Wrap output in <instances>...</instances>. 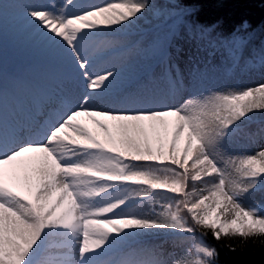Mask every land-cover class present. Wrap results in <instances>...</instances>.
I'll list each match as a JSON object with an SVG mask.
<instances>
[{
	"label": "snow or ice",
	"instance_id": "snow-or-ice-1",
	"mask_svg": "<svg viewBox=\"0 0 264 264\" xmlns=\"http://www.w3.org/2000/svg\"><path fill=\"white\" fill-rule=\"evenodd\" d=\"M20 4L30 34L84 91L52 95L40 81L14 78V90L30 93L35 116L9 132L0 128V264H217V250L202 239L208 231L217 241L264 238V210L241 202L264 187V150H231L249 114L264 111V84L211 90L158 110L96 109L92 103L121 75L114 66L99 69L115 47L104 30L134 23L148 0H110L78 14L68 12L73 0ZM189 59L194 85L201 69ZM160 75L175 90L185 86L171 61ZM155 78L145 75L143 90ZM145 237L188 247L176 257L167 240L129 246Z\"/></svg>",
	"mask_w": 264,
	"mask_h": 264
},
{
	"label": "trees",
	"instance_id": "trees-1",
	"mask_svg": "<svg viewBox=\"0 0 264 264\" xmlns=\"http://www.w3.org/2000/svg\"><path fill=\"white\" fill-rule=\"evenodd\" d=\"M148 4L144 11L152 16L162 14L161 23L141 33L137 29L126 32L123 25L115 26L119 29L115 32L104 30V39L113 42L115 47L100 57L99 67L105 64L100 60L104 61L108 55L125 54L139 58L148 65L163 62L167 57L168 43L177 38L178 33L184 32L187 36L195 37L218 57L216 68L210 67L204 74L201 73L200 77L208 84L204 93L264 84V0H148ZM245 23L246 28L242 27ZM202 28L207 29L203 34L200 31ZM27 63L36 72L45 67L41 63ZM31 78L41 80L37 73ZM261 128H264V117L246 118L243 131L232 142L231 150L235 154L259 151V142L264 139V135L260 134ZM241 202L245 207L264 210V187L250 191ZM201 231L204 230L198 229V239L201 238ZM202 239L207 246L217 250V264H264V238L254 237L244 241L238 236H222L217 241L208 231ZM164 241L137 238L129 241V246L156 245ZM167 243L176 257L181 256L188 247L186 244L175 246L171 238H167ZM229 245L235 247L236 251H229Z\"/></svg>",
	"mask_w": 264,
	"mask_h": 264
},
{
	"label": "rangeland",
	"instance_id": "rangeland-1",
	"mask_svg": "<svg viewBox=\"0 0 264 264\" xmlns=\"http://www.w3.org/2000/svg\"><path fill=\"white\" fill-rule=\"evenodd\" d=\"M28 0H1L0 1V71H2V84L4 88L3 98L0 99V128L5 132L11 131L18 124L23 106L29 107L27 115L34 112L30 103V93L27 90H14V78L27 82H33L28 76L33 73L26 61L31 63H49L51 66L43 70L42 84L49 94H56L63 90L66 94H71L78 98L83 93V85L78 83L68 69L59 66L58 61L52 56L48 49L34 38L25 27L21 15L20 3ZM47 3L49 0H41ZM58 6H62L64 0H54ZM110 0H73L69 6L70 14H78L92 5H104ZM162 21V14L152 16L144 11L139 14V18L128 24L126 32L137 29V32L146 31L156 27ZM168 53L172 56L173 64L179 66V71L184 73L185 86L180 90L173 89L167 80L160 74L168 69L169 63L160 72L157 68H150V65L139 58L122 54L120 56H107L105 64L99 67L103 70L107 67H115L121 72L120 77L113 85L112 89L105 95L98 97L92 107L105 111H142L151 108L152 110L180 106L187 98L202 94L206 86L204 79L199 78L193 85L188 77V68L191 66L190 57L199 63L202 71L218 65V58L195 37L188 38L179 35L176 41L168 47ZM156 74L153 87L143 90L141 80L145 75L151 77ZM252 84L247 88L256 87ZM245 88V89H247ZM24 115V114H23ZM249 116L257 119L264 117V111H254ZM41 119V118H40ZM259 150H264V139L259 142ZM223 211V210H221ZM232 218L231 213L223 216V219ZM166 237H145L143 239ZM166 249L171 251V245L166 243Z\"/></svg>",
	"mask_w": 264,
	"mask_h": 264
},
{
	"label": "bare ground",
	"instance_id": "bare-ground-1",
	"mask_svg": "<svg viewBox=\"0 0 264 264\" xmlns=\"http://www.w3.org/2000/svg\"><path fill=\"white\" fill-rule=\"evenodd\" d=\"M179 35H182V36H186V37H188V38H191L189 35L187 36L184 32H180V33L178 34V37H179Z\"/></svg>",
	"mask_w": 264,
	"mask_h": 264
}]
</instances>
